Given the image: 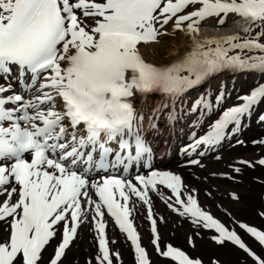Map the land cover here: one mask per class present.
Returning a JSON list of instances; mask_svg holds the SVG:
<instances>
[{
	"label": "snow or ice",
	"instance_id": "1",
	"mask_svg": "<svg viewBox=\"0 0 264 264\" xmlns=\"http://www.w3.org/2000/svg\"><path fill=\"white\" fill-rule=\"evenodd\" d=\"M229 16L238 18L237 32L199 37L203 23L221 26ZM169 29L188 37L185 51L168 63L146 61L141 44L158 43ZM222 75L230 79L209 83ZM203 84L189 103L187 92ZM261 104L264 0H0V264H62L83 221L95 233V264H114L113 257L120 264L106 239L104 210L126 235L135 264H151L134 227L132 198L147 211L158 257L205 264L161 241L164 217L153 211L152 193L195 226L185 238L191 251L206 239L234 247L244 264H264V231L235 218L238 229L226 227L198 204L197 189L181 175L150 163L154 144L169 147L177 132L172 146L187 165L203 168L209 152L221 160L223 144L244 143L239 137L251 118L264 124ZM251 143L264 145V138ZM136 164L146 174L133 175ZM256 165L264 166V156L228 168L236 175ZM52 241L54 254L45 257ZM207 264L225 262L211 257Z\"/></svg>",
	"mask_w": 264,
	"mask_h": 264
},
{
	"label": "bare ground",
	"instance_id": "2",
	"mask_svg": "<svg viewBox=\"0 0 264 264\" xmlns=\"http://www.w3.org/2000/svg\"><path fill=\"white\" fill-rule=\"evenodd\" d=\"M229 16L226 23L221 26H217L215 21L208 20L200 26L199 37H216L225 34H231L238 31L240 28L239 20ZM188 37L180 32L168 33L164 38L159 40L158 43H149L147 46L141 44L140 52L146 61L164 64L170 62L171 59L181 55L185 51V42ZM245 78V77H244ZM246 79V80H245ZM238 84H244V86L251 82V76L245 78ZM258 122L255 118H251V121ZM251 133L247 134L248 137L252 135L262 134L258 130L252 129ZM261 156H264V145L247 143L244 146H236L231 149H224L222 153V159L219 161L208 160L206 167L203 169L195 170V173L199 174L197 180H194L188 171L184 169L178 170L183 173L186 183L194 188L211 187L209 196L204 195L202 190H199L198 204L216 219L220 220L228 228L236 227L233 218L236 220L245 222L250 226L257 227L259 230L264 231V217L260 216V211L264 201L260 199L264 195V184H261V180L264 179V166L256 165L255 167H244L241 174L233 175L228 168L229 163H235L239 159H248L253 163ZM238 157V158H236ZM231 159V161L222 163ZM206 161V160H205ZM239 166V165H237ZM209 172L217 173V179L208 176ZM221 172H227L231 179L225 176L219 175ZM205 176L207 178H205ZM238 192L240 193V200L236 201L230 198L228 193ZM5 199V195L0 197V201ZM158 217L163 216L164 222L159 224L161 232V241L165 243H171L175 247H179L181 250H185L187 254L200 257L205 264L211 257H217L225 262V264H244L245 256L234 247L220 248L213 246L207 242L198 244L196 250L193 252L185 244V238L191 234L195 226L191 222L182 221L179 218L172 217L167 213L162 212L161 209H157ZM231 214V215H229ZM176 220V221H174ZM144 224V223H143ZM143 224H139L140 230L144 233ZM262 227V228H261ZM81 230V231H80ZM214 230H203V233L210 234ZM59 234V233H58ZM4 235L3 231H0V238ZM147 235L144 236V238ZM87 230L84 227L79 229L77 237L74 239L70 247L66 250L62 256V264H85L84 255H87L91 249V243L89 242ZM246 242L257 253L260 252V248L257 243L252 239L244 236ZM56 241L50 242V244L44 250L45 257L53 254ZM118 247L121 250V257L123 264H135L134 254L125 248L122 244L118 243ZM151 264H175L170 262L169 259L160 258L154 254H150ZM250 259V258H249ZM114 264H116L113 259Z\"/></svg>",
	"mask_w": 264,
	"mask_h": 264
}]
</instances>
